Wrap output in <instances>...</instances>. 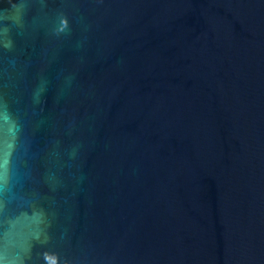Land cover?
Wrapping results in <instances>:
<instances>
[{"label": "water", "instance_id": "1", "mask_svg": "<svg viewBox=\"0 0 264 264\" xmlns=\"http://www.w3.org/2000/svg\"><path fill=\"white\" fill-rule=\"evenodd\" d=\"M0 264H264V0H0Z\"/></svg>", "mask_w": 264, "mask_h": 264}]
</instances>
